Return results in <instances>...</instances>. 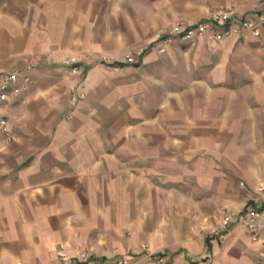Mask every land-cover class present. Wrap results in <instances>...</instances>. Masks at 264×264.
<instances>
[{
    "label": "crops",
    "instance_id": "0c3cea01",
    "mask_svg": "<svg viewBox=\"0 0 264 264\" xmlns=\"http://www.w3.org/2000/svg\"><path fill=\"white\" fill-rule=\"evenodd\" d=\"M232 3L264 12V0H0V73L22 87L0 100V264H56L61 243L102 264H264V235L242 224L264 184V23L260 36L177 35L165 52L156 36ZM102 50L106 65L62 64Z\"/></svg>",
    "mask_w": 264,
    "mask_h": 264
},
{
    "label": "built area",
    "instance_id": "2783aa9c",
    "mask_svg": "<svg viewBox=\"0 0 264 264\" xmlns=\"http://www.w3.org/2000/svg\"><path fill=\"white\" fill-rule=\"evenodd\" d=\"M240 10V4L232 3L230 6L215 7L210 16L205 19L198 20L192 24L186 25L183 22H176L168 31H161L157 34V38L163 42L159 48V52L166 51V44L174 39V36L181 35L186 40H193L198 36L206 34L216 25L231 26L224 31V33H216L215 38H220L223 34H238L240 31L247 29L252 31L255 35L260 36L262 33V25L264 23V12L261 14L259 20H253L246 17H238L236 14ZM128 62H133L134 58L128 56ZM72 71H78V63L72 60ZM22 92L20 86V76L12 71H5L0 73V100L6 101L11 96H18ZM0 128L6 134H9L8 120L0 117ZM242 185L244 183L242 182ZM256 196L253 198L254 205L246 210L242 216V224L250 232L252 239L257 241L264 235V184L258 186ZM235 211L227 210L221 220L222 226L226 227L231 223ZM144 250L149 251V245L144 244ZM57 254L59 261L56 264H102L94 261L92 254L86 251H81L77 257L71 256L66 251L65 244L58 245ZM148 259H159L160 256L155 252L149 251L145 255ZM135 262L128 257L119 258L114 264H134Z\"/></svg>",
    "mask_w": 264,
    "mask_h": 264
},
{
    "label": "rangeland",
    "instance_id": "374dc122",
    "mask_svg": "<svg viewBox=\"0 0 264 264\" xmlns=\"http://www.w3.org/2000/svg\"><path fill=\"white\" fill-rule=\"evenodd\" d=\"M157 34H156V36H157ZM145 49H146V46L142 45V46H139L133 52H127L126 54H124L125 62H128L127 61L128 56L134 57V54H136V53L140 54ZM83 58H86L89 61L97 59L99 63L104 64V65L108 64L109 62H111V55L109 54V52L102 50V51H99V52H84V51H81L77 55L66 56L62 60V64H63V66L68 67L70 72L74 74V72L72 71V65H71L72 64V60H76V62L79 63V59H83ZM30 63H31V66H34V63L32 61H30ZM128 63H131V62H128ZM111 69L114 70V71H118L120 69V66L113 65V66H111ZM84 96L85 95L83 94L82 98H84ZM241 185H242V182H241Z\"/></svg>",
    "mask_w": 264,
    "mask_h": 264
}]
</instances>
